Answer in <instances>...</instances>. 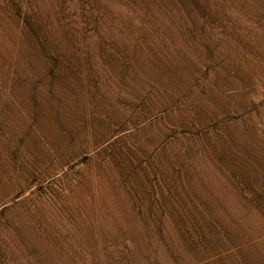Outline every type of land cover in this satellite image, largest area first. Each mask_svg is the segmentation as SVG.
I'll use <instances>...</instances> for the list:
<instances>
[{"label": "rangeland", "instance_id": "obj_1", "mask_svg": "<svg viewBox=\"0 0 264 264\" xmlns=\"http://www.w3.org/2000/svg\"><path fill=\"white\" fill-rule=\"evenodd\" d=\"M253 192L264 0H0V264H264Z\"/></svg>", "mask_w": 264, "mask_h": 264}, {"label": "trees", "instance_id": "obj_2", "mask_svg": "<svg viewBox=\"0 0 264 264\" xmlns=\"http://www.w3.org/2000/svg\"><path fill=\"white\" fill-rule=\"evenodd\" d=\"M249 201L255 205V210L261 215L264 219V193L253 192L249 195ZM200 237H197V234L194 232L195 236H192L190 245L201 247L202 250L208 248V251H212L217 247H221L224 243V240L228 239L224 235L223 228L219 225L211 226H199L198 228ZM202 245V246H201ZM208 246V247H207ZM121 264H134V261L130 256L123 258Z\"/></svg>", "mask_w": 264, "mask_h": 264}]
</instances>
